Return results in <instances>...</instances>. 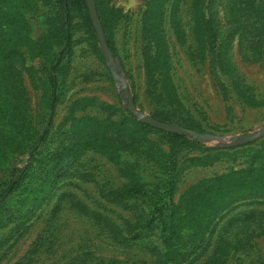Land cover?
Returning <instances> with one entry per match:
<instances>
[{"label":"rangeland","instance_id":"rangeland-1","mask_svg":"<svg viewBox=\"0 0 264 264\" xmlns=\"http://www.w3.org/2000/svg\"><path fill=\"white\" fill-rule=\"evenodd\" d=\"M54 1L0 0V76H7L9 80L14 78L16 87V90L13 86L3 92L0 129L8 138L17 141V146H7L5 141H0V151L6 154L0 155V161L3 160L0 165V192L7 170L5 164L14 163L16 167H22L32 157L20 145L25 148L43 127L50 99L46 72L71 40V54L57 73L61 89L53 128L46 145L37 153V160L39 162L58 147L65 149L66 153L69 151L70 157L63 163L66 167L63 177L51 179L54 183L49 186H53L45 190L43 198L37 201L36 215L25 223V228L17 233L18 230H14L16 223L0 227V264H68L87 252H94L104 261L145 260L147 253L138 248L119 246L115 235L118 228H126L124 217L149 216L148 205L134 201L117 205L107 202L100 192L105 186L120 189L129 185L131 180L120 172L124 163L119 162L127 159L138 164L140 157L130 155L132 149L139 147L143 150L148 148L151 152H169L171 141L159 132L140 131L132 137L131 132L139 130L137 124L144 123L132 113L133 117L129 115L127 102L122 97L124 89L113 77L96 31L91 30L78 8L72 10L71 23L65 29L61 11ZM106 1L111 11L120 12L107 27L109 40L120 77L128 86L139 111L166 121L164 123L230 139L264 128V69L257 63L240 59L238 39L232 43L235 62L253 86L254 94L244 98L232 94L226 100L213 83L212 72H217L218 68L213 69L209 61H203V56L208 58L209 51L201 43L202 38L199 42L196 39L200 35L196 29L204 28L195 27L186 20L180 26L171 25V17L168 18V13H172L171 0L154 5L167 16L156 23H151L148 18V10L153 6H148L150 0ZM101 9L104 10L102 6ZM175 11L176 8L172 16ZM152 24L159 28L161 39H169L174 49L172 54L179 86L177 94L184 108L172 112L156 102L148 81V66L156 50L155 41L143 35L144 27L150 28ZM218 29L228 32L226 28ZM178 37L182 39L178 40ZM230 44L227 41L224 48ZM194 52L203 63L196 65L191 62L189 56ZM18 106H21L18 112H22L23 119L29 117V133H18L16 127L9 130L10 120L17 114ZM83 118H96L103 125L90 126L80 121ZM111 122L118 125L108 127ZM120 128L125 131L119 133ZM186 138L178 151L181 175L174 201L177 205L184 203L180 206L183 209L181 214L188 212L190 216H196L199 211L196 203L186 196L187 192L195 191L199 182L246 165L256 150L264 148V135L250 145L237 141L205 143ZM97 139L107 148L87 149L84 146L85 142ZM193 143L197 146L191 145ZM225 153L230 156H225ZM153 174L154 170L148 174L150 180ZM64 194L66 198L60 211L57 202ZM252 210L261 212L264 222V202H239L216 212L213 216H221V220L216 219L212 228L218 231L233 214ZM258 233L261 234L260 231ZM255 236L253 249L241 250L231 256L228 264H264V234ZM40 237L44 239L40 240ZM213 251L214 246L209 245L200 262L208 260Z\"/></svg>","mask_w":264,"mask_h":264},{"label":"trees","instance_id":"trees-1","mask_svg":"<svg viewBox=\"0 0 264 264\" xmlns=\"http://www.w3.org/2000/svg\"><path fill=\"white\" fill-rule=\"evenodd\" d=\"M95 1L107 44L114 53L107 27L113 22L115 14L120 12L111 11L107 7L109 2L106 0ZM164 1L166 0L149 1L148 6L153 5L148 10V18L151 23L167 18L159 7L154 6ZM54 2L61 11L65 29L66 25L71 23L72 10L78 8L95 33L85 0H55ZM170 4L172 13L176 8L173 16L172 13H168V18L171 17V25L180 26L186 20L193 23L195 27L204 28V30L196 29L200 33L196 39L199 42V39L202 38L201 43H204L205 50L209 51L208 58L203 56V61H209L213 69L217 70L218 68L217 72H212L215 88L224 94L226 100L232 94L238 98L253 97L254 88L248 83L245 74L237 67L232 43L238 39V54L243 62L257 63L264 69V0H171ZM101 6L104 10L101 9ZM186 7L187 9H185ZM24 25H26L25 22ZM218 28H226L228 32H220ZM158 32L159 28L152 24L150 28L144 27V35L142 34L143 37L148 36L152 41H155L154 49L156 51L148 66V81L156 102L163 109L172 112L184 108V104L177 94L179 86L176 80L177 71L172 54V50H174L172 42L169 39H161ZM177 39L181 40L182 38L178 37ZM227 41L231 44L224 48ZM70 54L71 40L67 42L64 51L57 55L46 72L45 80L50 91V99L45 111L43 127L35 139L26 143L25 148L20 145V148L31 153L32 157L22 167H16L14 163L5 164L7 170H5L3 179V190L0 192V227L4 224L9 226L16 223L17 227L14 230H18L17 233L25 228V223L32 216L36 215V203L43 198L45 190L53 186V184L49 186L50 183H54L51 182V179L63 177L66 169L63 163L70 157L69 151L66 153L65 149L58 147L52 152H48L39 162L37 160V153L46 145L50 136L56 107L59 103L61 82L57 73ZM189 57L193 64L203 63L195 52L191 53ZM13 86L16 90L14 78L9 80L7 76H0V100L4 99L3 92L10 90ZM1 87L4 88L1 89ZM1 106H3L2 102H0ZM22 106L25 105L22 104ZM20 108L21 106H18L17 114L13 115L10 120L9 130L16 127L18 133L23 131L29 133L27 125L29 117L23 119L22 112L19 114ZM10 113H12L11 110ZM129 115L133 117L131 113ZM154 119L166 122L157 117ZM80 121L91 124L90 126L103 125V122L96 118H83ZM116 125L118 124L112 123L108 127ZM137 127L139 130L131 132L132 137H136L140 131L159 132L164 134L165 138L170 139L172 149L169 152L162 150L151 152L148 148L143 150L139 147L136 150L132 149L133 152L130 155L136 156L138 159L140 157L138 164L137 161H128L127 159L123 160L124 162L122 160L119 162L124 163L120 172L131 180L129 185L120 189L105 186L100 192V196L107 202L117 205L131 201L148 205L149 216L124 217L126 228L123 230L118 228L115 235L119 246L128 249L138 248L147 253L148 258L145 260L104 261L102 258H98L94 252H87L68 264H228L231 256H235L244 249H253L255 235L264 234L261 212L252 210L233 214L218 231L214 230L212 226L215 220L221 216L213 215L235 206L239 202L241 204L250 201L253 203L264 202V148L256 150V154L251 155L252 158L246 165L199 182L195 191L187 192L186 196L196 203L197 211H199L198 215L190 216L188 212L181 214L183 209L180 206L184 204L183 202L181 205H177L174 201L181 175L178 151L180 152V148L184 146L183 143L187 140L186 136L165 132L148 124L138 123ZM120 130L119 133L125 131L122 128ZM0 137V141H5L7 146H17L15 138H8L2 129H0ZM99 141V139L88 141L84 143V146L87 149H106L107 146ZM79 143L73 144L72 148ZM191 145L197 146L195 143ZM0 155L5 156L6 154H2L0 151ZM225 156H230V154L225 153ZM2 163L1 159L0 165ZM152 170L155 171V174L150 180L148 174ZM193 193H196L197 196ZM67 197L74 198L73 195ZM65 198L66 194L57 202V208L60 211ZM42 239L44 238L40 237V240ZM209 245L214 246L213 253L208 260L200 262Z\"/></svg>","mask_w":264,"mask_h":264},{"label":"water","instance_id":"water-1","mask_svg":"<svg viewBox=\"0 0 264 264\" xmlns=\"http://www.w3.org/2000/svg\"><path fill=\"white\" fill-rule=\"evenodd\" d=\"M85 1L87 3V6H88L91 21H92L94 29L97 33V37H98L103 55L111 67V71H112V74H113V77H114L116 83L118 85H121L124 89L122 97L127 102L128 111L130 113H132L135 117H137V119L142 121L144 124H148V125L152 126L153 128L160 129V130H163V131L169 132V133H174V134H179V135L186 136V137H191L198 142H205V143L206 142H223V141L234 142V141H237L240 144L246 145V144H250V143L255 142L257 139H259L260 137H262L264 135V128L262 130H260L259 132H255V133L240 136V137H235L232 139L224 138L221 136H215V135L200 134V133L194 132L192 130H188L186 128H183L179 125L161 122L159 120L154 119L153 117L148 116L146 113L139 111L138 108L136 107V104L134 102V99H133L130 91H129L128 86L125 84L123 79L120 77V71L116 66L114 54L111 51V49L109 48L107 41H106L104 30H103V27H102V24H101V21H100L98 12H97L95 0H85Z\"/></svg>","mask_w":264,"mask_h":264}]
</instances>
